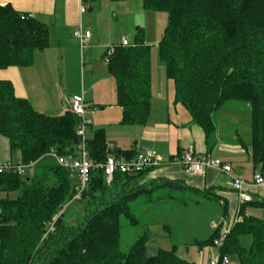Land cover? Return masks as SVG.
Masks as SVG:
<instances>
[{"label":"trees","instance_id":"1","mask_svg":"<svg viewBox=\"0 0 264 264\" xmlns=\"http://www.w3.org/2000/svg\"><path fill=\"white\" fill-rule=\"evenodd\" d=\"M143 1L148 11L168 14L157 46L166 76L174 83L176 102L203 128L210 146L217 130L215 113L233 101L247 105L252 161L264 168V0ZM23 13L11 4L0 5V69L30 66L36 52L50 46L48 25L35 17L23 19ZM114 49L108 69L117 82L122 122L145 125L152 110V45L142 34L134 43ZM77 128L78 117L69 108L60 116L39 112L16 94L11 80L0 79V133L13 150L21 152L24 168L36 167L34 176L16 168L0 169V191H20L16 198L0 199V264H195L180 256L176 246L150 255L149 231L137 236L127 250L122 248V220L138 227L140 218L131 204L153 190L135 185V179L154 167L116 173L111 181L104 170L93 169L82 198L71 201L79 182L77 173L49 152L56 149L61 156H77ZM107 141L104 128L95 131L87 140L91 159H106ZM118 153L137 154L132 150ZM45 157L52 162L38 165ZM195 192L222 199L210 189ZM75 201H82L83 217L70 224L65 213ZM63 204L67 206L55 229L44 238ZM223 204L227 214L225 200ZM253 204L264 207L262 200ZM238 215L242 219L227 233L221 253H236L240 264H264V219L246 215L244 208ZM226 220L230 222L227 215ZM220 234L218 226L200 246H214ZM246 236L251 237L249 245L242 243Z\"/></svg>","mask_w":264,"mask_h":264},{"label":"crops","instance_id":"2","mask_svg":"<svg viewBox=\"0 0 264 264\" xmlns=\"http://www.w3.org/2000/svg\"><path fill=\"white\" fill-rule=\"evenodd\" d=\"M6 4H11L20 12L32 13L35 18L44 21L49 27L50 46L37 51L35 61L30 66L0 69V79L11 80L18 96L28 99L37 111L52 116L63 115L69 108L71 98L79 96L80 67L82 76H88L89 79L101 77L104 83H111L106 78L110 74L109 71L103 70L100 64L107 48L110 45H119L122 38L126 37L122 33V26L127 28L132 25L133 30V26L138 25V29L149 31L160 14L156 13L157 11H148L143 0H0V5ZM82 6L86 7L83 12ZM79 27L92 32L88 47L83 52L78 39L74 36V31ZM149 35L148 32V39ZM145 41L152 45L151 40ZM86 72L89 73L85 75ZM75 77L77 85L73 87ZM166 78L167 90L162 83L155 86L153 81L152 110L147 124L123 123L122 107L115 100L108 107L101 109L96 107V111L89 114L92 120L89 127L92 134L97 129L104 128L107 142L114 143L118 151L132 150L138 153L146 148H153L159 153L162 164L135 179V185L150 186L153 190L148 195L133 200L131 205L139 209V225L147 221L145 231H149L150 234L148 253L154 255L160 249L176 246L178 254L182 256L181 246L191 245L192 242L189 243L187 238L182 241L183 244H180L177 238L174 240L172 222L162 223L164 230L160 236L163 237L158 241L159 244L156 245L151 239L152 227L161 224L153 220L156 212L180 209L186 220L187 209L191 216L195 214L196 223L200 218L198 230L206 228L207 234L212 233L215 223H225L226 215L230 219L233 218L240 202L238 193L232 187V178L228 174L212 167L207 168L202 174L188 173L180 162L186 150L193 146L196 153L210 152L224 161L231 162L233 173L250 181L254 179L256 173H264V168L253 164L250 146L252 135L251 138L248 135L249 139L247 136L244 139L238 126L239 124L241 127L243 122L242 115H237L236 112L247 109L250 112L247 105L232 107L228 104L215 113L217 130L210 146L203 128L193 122L190 112L183 104L176 102L174 83ZM92 86L96 88V82ZM91 93L94 95L92 91ZM91 98L92 103L101 102L95 96ZM90 108L93 109L94 105L92 104ZM107 110L116 111V119L112 122L103 115ZM229 125L232 130L227 133L226 128ZM21 160V152L13 150L9 139L0 133V164L7 161L21 163ZM165 181H180L182 185L164 184ZM116 187L120 188V182ZM195 189L201 191L210 189L222 199L216 200L212 196L198 194ZM250 192L253 195L252 202L242 205L246 215L258 213L252 210L251 205H258L253 204L256 200L264 201V185L252 186ZM1 198L4 197L0 195ZM224 200L227 203V214ZM198 230L194 233L197 234ZM215 249L212 244L200 247L199 254L193 257L192 261L195 264H209L208 259L214 256ZM190 250L187 248V251Z\"/></svg>","mask_w":264,"mask_h":264},{"label":"rangeland","instance_id":"3","mask_svg":"<svg viewBox=\"0 0 264 264\" xmlns=\"http://www.w3.org/2000/svg\"><path fill=\"white\" fill-rule=\"evenodd\" d=\"M156 13H160V14H158L159 16L156 19V22L154 23L153 27L149 31L147 29H144V30L138 29V25L133 26V30H132V25L127 26V28L122 26L121 29H123L122 33H124L126 35V38L130 41L131 44L135 42V37L137 35L143 34L144 39L151 40L150 42L152 44L154 85L157 86V85H160L162 83L165 90H167L166 86H165V83L167 81V78H166L167 76L165 74L166 69L164 66H162L164 64L159 60L157 44H158L159 40L161 39V37H162L166 27H167L168 14L166 12H156ZM148 32L150 34L149 35L150 39H148ZM111 46H113V45H110L109 47H111ZM109 47L106 50V54H107ZM106 54H105L104 59L101 61L102 63L100 65H101L103 70L109 71L108 70V62L106 61ZM99 67H98V69H99ZM88 73L86 72L85 75H87ZM108 75L109 76H107L106 78H108L109 81L111 82L109 84L104 83V81L102 80L103 78H101V77L89 79L88 76H86V77L84 75L82 76V68L80 67V74L78 77V85H79L78 86V90H79L78 95L83 96L84 99L87 100L89 105H92V104L94 105L93 109L88 108V117H89V114H91L93 111H96V109H97L96 107H98V109H101V107H108L109 104H112V102H114L115 100L118 104L116 79L111 74H108ZM161 78H163V81L160 82ZM95 82L97 84L96 88H94L92 86L93 83H95ZM76 85H77V83H76V77H75V78H73V87H75ZM91 91L93 92L94 95H92ZM91 96H95L98 100H101V102H103V103H101V102L92 103L91 102L92 101ZM229 105H231L233 107L236 105L241 106L242 104L238 101H233ZM219 113H221V112L219 111ZM236 113H237V115H240V114L242 115L241 119H242L243 125H241V127H240V125L238 124L239 129L241 130L240 132H241L242 136L244 137V139H246V136L248 138V135H249V138H251V124H250L251 112H249V110L247 109L245 111H237ZM103 115L105 116V118L107 120H110L109 122H112L114 119H116V111L115 110H107V113H105ZM226 130H227L226 132L228 133L230 130H232V127L230 125L227 126ZM105 133H106V131H105ZM93 135L94 134H92L90 127L87 128V138L90 139L91 137H93ZM51 162H52V159L50 157H45L38 162V165H45V164H49ZM235 164H236V168H237V166H238L237 161ZM35 170H36V167H34V166L29 167V168H25V172H27L31 176H34ZM76 181H78V179L73 174V182L76 183ZM19 194H20L19 190H17V191L14 190V191H10V192H5V191L0 192V195L3 196L4 198H6V197L16 198L19 196ZM251 207H252L253 211L259 213V214L258 213L254 214V216L264 219V217H263L264 207L259 206V205H255V206L251 205ZM134 209L136 210L137 213H139V209L137 207L136 208L134 207ZM185 211L187 214L186 220L184 218V215L180 211V209H177L175 211L169 210L167 212H162V213H160L161 211L156 212L155 213L156 216L153 220L155 222L159 221V223H161V224H159L158 226L154 225L152 227V230H151L152 231V238L151 239L153 241H155L156 245L159 244L158 241H161V239L163 237V236H160V233H162L164 230V228L162 229V227H163L162 223L167 222V221L170 223L172 222V224H173V230L172 231L174 232V240H175V238H177L179 240V243L183 244L182 241H184L187 238L189 243L192 242L191 245L188 244L185 246H181V248H180V250H181L180 254L182 256L187 257V259L189 258V260L192 261L193 257H195V256L197 257V255L200 252V247H201L200 243L201 242L203 243L206 240H209L215 234V229L218 226H220V233L225 232L226 227H227V221L223 224L222 223L221 224L215 223L214 226L212 225L214 227L212 229V233L206 234V228H205V230L203 228H200L198 230L200 218L197 219V223H196V220H194L195 214H193L191 216V213H189V211L187 209H185ZM83 212L84 211H83L82 201H75V202L69 204V206L67 207V211L65 213V219L70 224H76L78 222V220L83 217ZM259 215H262V217H260ZM152 223H154V222H152ZM212 226H211V228H212ZM145 230H147V221H144L138 227H132V226L128 225L127 222L122 220V248L124 250H127L128 247L130 246V244L137 238V236L142 234ZM197 230H198V232H197V234H195L194 232ZM195 238L197 239V241H194ZM250 242H251V237H248V236L243 237L242 243L244 245H249ZM150 245L151 244H149V246ZM187 248H190L191 250L187 251ZM214 253H215L214 255L219 254V249L216 248L214 250ZM212 257H213V255H212ZM209 260H210V257L208 259V262H209ZM230 264H240L239 257L236 253L230 254Z\"/></svg>","mask_w":264,"mask_h":264},{"label":"built area","instance_id":"4","mask_svg":"<svg viewBox=\"0 0 264 264\" xmlns=\"http://www.w3.org/2000/svg\"><path fill=\"white\" fill-rule=\"evenodd\" d=\"M86 7H81V11H85ZM22 18L34 17L32 13H23ZM92 35L90 30H84L79 27L74 31V36L78 39L82 52L87 49L89 39ZM130 41L123 37L119 45L128 46ZM115 46L109 47L106 54V61L109 62L115 49ZM91 105L88 104L83 96H73L69 103V109L78 117L77 134L80 137V141L77 144V156H61L56 149H51L49 155L54 157L58 163L64 167L70 168L76 171L79 182L76 185V192L71 198V201L79 200L82 198L84 191L87 189L91 171L93 169L104 170L106 179L111 181L116 173H134L136 171L144 170L150 167H156L162 164V158L159 153L153 148H146L141 152H138L133 157H126L118 153L116 145L112 142L107 143V157L104 161H94L89 156V149L87 146V128L91 125L92 121L88 117V108ZM181 164L184 169L190 174H202L207 168H215L223 173L228 174L232 178V187L239 195V208L236 215L230 219L227 223L226 231L221 233L215 240L214 246L219 249V254L214 255L209 264H230V255L222 254L220 249L227 237V233L230 231L233 224L242 219L239 216V212L244 203L253 200V195L250 192V187L256 185H264V173H256L253 180L245 179L241 175H235L233 173V165L231 162L224 161L223 159L212 155V153H196L193 146H190L183 158ZM16 168L21 174L25 173V168L21 163H14L13 161H7L0 164V169ZM66 204L60 206L59 211L49 225V228L44 236L52 232L55 229V224L58 218L63 214Z\"/></svg>","mask_w":264,"mask_h":264}]
</instances>
